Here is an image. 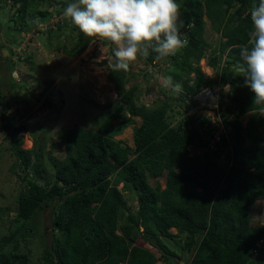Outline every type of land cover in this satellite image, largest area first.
Instances as JSON below:
<instances>
[{"label":"trees","instance_id":"obj_1","mask_svg":"<svg viewBox=\"0 0 264 264\" xmlns=\"http://www.w3.org/2000/svg\"><path fill=\"white\" fill-rule=\"evenodd\" d=\"M11 1L16 15L6 36L14 46H19L22 33L44 31L39 24L61 15L73 2L56 6L54 0ZM177 3L185 24L182 38L188 43L159 62L150 51L146 61L154 67L165 64L163 76H172L183 91L177 95L162 89L154 105L141 102L140 83L129 86L136 76L131 62L127 71L108 67L120 100L108 103L111 110L97 130L73 125L58 132L66 148L63 158L50 150V162L45 159V136L24 148L29 128L20 123L19 107L12 109L5 101L7 93L0 95L2 129L7 139L15 138L12 169H22L27 182L17 203L22 223L0 238V264H180L175 258L186 259L185 264H264V225L254 226L251 216L254 204L264 200V112L253 105L254 94L234 71L242 63L240 48L248 44L250 9L258 0ZM206 17L217 30L222 26L226 37L208 59L216 77L200 65L211 47ZM96 38L79 32L72 47L57 49L77 58ZM16 82L6 92L23 84ZM205 86L218 97L221 126L209 115L190 113L199 104L195 95ZM183 110L188 115L174 123V113ZM132 125L134 146L116 139ZM191 146L199 151L192 152ZM165 171L166 187L152 185L150 178ZM31 172L34 177H29ZM126 194L135 201V210ZM48 207L54 208L52 229L40 231V215ZM165 239L178 243L180 251Z\"/></svg>","mask_w":264,"mask_h":264},{"label":"rangeland","instance_id":"obj_2","mask_svg":"<svg viewBox=\"0 0 264 264\" xmlns=\"http://www.w3.org/2000/svg\"><path fill=\"white\" fill-rule=\"evenodd\" d=\"M70 1L72 0H54L56 6ZM40 7L47 8L45 4L40 5ZM15 8L11 0L0 1V41L5 43L3 47L0 46V95L7 93L5 101L11 104L12 109L19 107L22 117L20 123L29 128L24 134L22 146L31 148L35 138L41 139L42 136H45V159L50 162L52 155V152L49 153L50 150L53 151V155L61 158L66 155L65 145L59 139V131L73 125L97 130L111 110L108 103L117 104L120 100L114 83L108 78V67L115 61L114 45L97 37L77 58L63 53L57 49V46L72 47L76 43L80 31L61 14L55 16L52 22L53 24L60 21V29L56 27L57 24H53L51 28L57 29L49 33L47 32L49 27L39 24L38 27L44 31L36 32L33 30L28 34L22 33L21 36L18 35L19 46H14L9 42L10 31L7 27L8 22L15 18ZM29 18L32 19L33 17ZM206 21L205 36L211 47L208 49L206 57L200 60V65L208 76L216 77L215 70L208 64V59L213 54L212 49L218 48L221 42L226 40V37L222 34V26L220 30H217L216 25L207 17ZM11 34H15V32H11ZM10 49H13L12 54ZM104 60H107L108 63L104 64ZM164 66L154 67L146 61V57L140 55L131 62L132 70L136 76L132 78L129 86L134 82L140 83L141 102L154 105L157 101L156 97L161 95L162 89H165L162 87V82L156 79L157 75L163 76ZM15 81L23 84L17 86L13 92L12 90L6 92ZM47 85L52 86V88L46 90L44 95L41 94ZM148 87L152 89L148 91ZM167 90L171 93L170 89ZM47 100H50L51 104L46 103ZM217 100L218 97L212 98V104L209 108L202 107L200 104L194 105L190 113L209 115L214 122L221 126L216 110L218 107ZM186 115L188 112L185 110L182 113L175 112L174 123ZM248 117L249 114L242 117L245 123ZM136 119L140 124L141 118L136 117ZM117 122L114 121L115 124ZM133 127L134 125L125 129L121 135L116 136V139H121L125 144L134 146ZM14 141L15 138H6V133L0 123V238L8 235L22 223L17 217V203L27 182L22 169L16 168L15 171L12 169L15 156L11 146ZM53 143H57V147H53ZM190 149L192 152L199 151L193 146ZM49 172L51 171L49 170ZM166 173L167 171L159 178L151 177V184L155 186L159 182L165 188ZM34 176V172H31L29 177ZM119 187L122 188L123 184L121 183ZM126 200L127 202L129 200L131 209L135 210L133 198L126 194ZM251 216L254 226L264 225V200H258L254 204ZM53 217V207H48L41 213L40 231L46 228L52 229ZM171 231L175 234L178 233L176 228H172ZM38 235L41 234L38 233L36 236ZM39 241L38 238L35 239L36 244H39ZM163 241L172 250L180 251L178 243L170 239ZM261 243L263 242L261 241ZM149 247L159 255L160 250L158 248L151 245ZM262 255L264 257V251H262ZM36 259L40 263L42 262L40 258L36 257ZM175 260H178L180 264L181 261H184L185 264L186 259L175 258ZM156 264H164V262L158 261Z\"/></svg>","mask_w":264,"mask_h":264},{"label":"clouds","instance_id":"obj_3","mask_svg":"<svg viewBox=\"0 0 264 264\" xmlns=\"http://www.w3.org/2000/svg\"><path fill=\"white\" fill-rule=\"evenodd\" d=\"M62 15L85 36L114 45L115 62L110 64L114 72L127 71L138 55L148 57L150 51L155 53L154 61L159 62L188 43L182 38L185 24L177 0H73ZM55 16L60 15L54 14L40 24L51 28L56 25L52 24ZM250 19L248 44L241 46L242 63L237 62L234 71L245 78V86L254 94L253 105L261 106L264 112V0L252 4ZM156 79L172 93L183 91V85L170 75H157Z\"/></svg>","mask_w":264,"mask_h":264},{"label":"built area","instance_id":"obj_4","mask_svg":"<svg viewBox=\"0 0 264 264\" xmlns=\"http://www.w3.org/2000/svg\"><path fill=\"white\" fill-rule=\"evenodd\" d=\"M213 96L214 93L212 88L210 86H205L195 95V99L199 101L201 106L206 107L211 106Z\"/></svg>","mask_w":264,"mask_h":264},{"label":"water","instance_id":"obj_5","mask_svg":"<svg viewBox=\"0 0 264 264\" xmlns=\"http://www.w3.org/2000/svg\"><path fill=\"white\" fill-rule=\"evenodd\" d=\"M184 261H181V264H183Z\"/></svg>","mask_w":264,"mask_h":264},{"label":"bare ground","instance_id":"obj_6","mask_svg":"<svg viewBox=\"0 0 264 264\" xmlns=\"http://www.w3.org/2000/svg\"><path fill=\"white\" fill-rule=\"evenodd\" d=\"M127 129V128H126ZM183 264H184V262H183Z\"/></svg>","mask_w":264,"mask_h":264}]
</instances>
